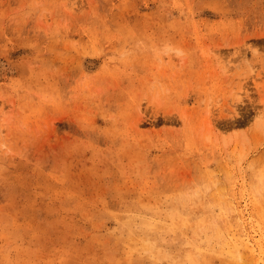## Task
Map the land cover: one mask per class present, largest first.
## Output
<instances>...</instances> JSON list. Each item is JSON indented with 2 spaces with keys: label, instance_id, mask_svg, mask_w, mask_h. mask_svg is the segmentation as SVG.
<instances>
[{
  "label": "rangeland",
  "instance_id": "374dc122",
  "mask_svg": "<svg viewBox=\"0 0 264 264\" xmlns=\"http://www.w3.org/2000/svg\"><path fill=\"white\" fill-rule=\"evenodd\" d=\"M0 66V264H264V0H0Z\"/></svg>",
  "mask_w": 264,
  "mask_h": 264
},
{
  "label": "bare ground",
  "instance_id": "6f19581e",
  "mask_svg": "<svg viewBox=\"0 0 264 264\" xmlns=\"http://www.w3.org/2000/svg\"><path fill=\"white\" fill-rule=\"evenodd\" d=\"M1 67V66H0ZM231 102V101H230ZM233 105V104H232Z\"/></svg>",
  "mask_w": 264,
  "mask_h": 264
}]
</instances>
